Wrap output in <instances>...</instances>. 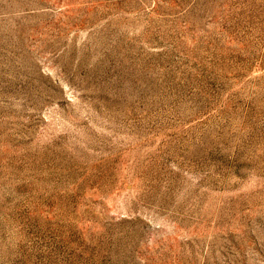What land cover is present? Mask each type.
I'll return each mask as SVG.
<instances>
[{"label": "rangeland", "instance_id": "rangeland-1", "mask_svg": "<svg viewBox=\"0 0 264 264\" xmlns=\"http://www.w3.org/2000/svg\"><path fill=\"white\" fill-rule=\"evenodd\" d=\"M0 264H264V0H0Z\"/></svg>", "mask_w": 264, "mask_h": 264}]
</instances>
